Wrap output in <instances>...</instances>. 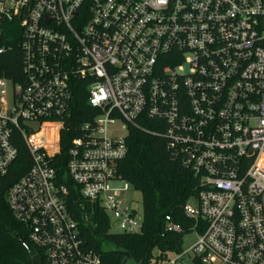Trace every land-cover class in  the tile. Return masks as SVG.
<instances>
[{"label":"built area","instance_id":"1","mask_svg":"<svg viewBox=\"0 0 264 264\" xmlns=\"http://www.w3.org/2000/svg\"><path fill=\"white\" fill-rule=\"evenodd\" d=\"M6 24L21 30L24 61L21 82L0 78V177L20 138L31 165L6 201L37 257L102 264L84 248L55 168L80 85L94 116L77 127L66 170L82 200L118 234L141 232L143 209L124 198L134 190L117 165L129 129L155 121L200 181L197 206L185 207L195 261L264 264V0H0V35Z\"/></svg>","mask_w":264,"mask_h":264},{"label":"trees","instance_id":"2","mask_svg":"<svg viewBox=\"0 0 264 264\" xmlns=\"http://www.w3.org/2000/svg\"><path fill=\"white\" fill-rule=\"evenodd\" d=\"M20 28L6 24L0 35V78L13 82L23 79L24 52L20 46ZM87 104V94L78 85L74 91L72 118L62 133L61 154L56 158V172L69 193L67 204L77 223L79 237L88 252L97 254L102 264H155L169 253H180L183 237L192 232L194 221L185 215L187 203L200 191V181L173 159L155 121H141L144 132L129 129L128 155L117 165V176L142 196L143 224L139 234H113L110 220L96 204L80 198L79 189L67 177L66 161L71 141L79 137L77 127L94 115ZM18 158L7 175L0 177V264H46L44 257L28 239L25 226L14 220L6 201L12 186L28 171L31 158L26 145L17 138ZM169 217L170 221L166 218ZM169 224L180 227L174 231ZM21 240V241H20ZM110 245L113 249L106 250ZM196 264L198 262L196 261Z\"/></svg>","mask_w":264,"mask_h":264},{"label":"rangeland","instance_id":"3","mask_svg":"<svg viewBox=\"0 0 264 264\" xmlns=\"http://www.w3.org/2000/svg\"><path fill=\"white\" fill-rule=\"evenodd\" d=\"M13 101V86L12 84L9 85V102L11 103ZM112 133L118 132L117 128H114L111 130ZM120 136H124L125 133L122 131H119ZM122 185V184H121ZM124 198L128 201H134L137 208L141 212L142 207V196L139 192L131 191L130 193L124 195ZM190 206L196 207L197 201L195 199H191L189 201ZM111 221V220H110ZM113 234H118L119 231L116 227L111 228L110 230ZM198 235L195 232H190L186 234L182 239V248L180 253H169L166 257L167 260H172L177 258L179 254H183L182 258L179 260L180 264H196V255L193 253V251H190L191 247L197 242ZM105 249L111 250L113 249L110 245H106ZM186 253V254H185Z\"/></svg>","mask_w":264,"mask_h":264},{"label":"water","instance_id":"4","mask_svg":"<svg viewBox=\"0 0 264 264\" xmlns=\"http://www.w3.org/2000/svg\"><path fill=\"white\" fill-rule=\"evenodd\" d=\"M125 256H126L127 259L124 261V264H127L130 259L128 258L129 256L127 254H125Z\"/></svg>","mask_w":264,"mask_h":264}]
</instances>
